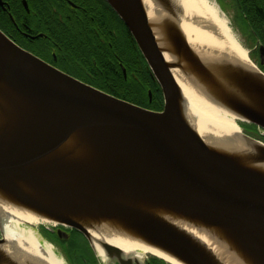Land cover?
Instances as JSON below:
<instances>
[{"label": "water", "instance_id": "obj_1", "mask_svg": "<svg viewBox=\"0 0 264 264\" xmlns=\"http://www.w3.org/2000/svg\"><path fill=\"white\" fill-rule=\"evenodd\" d=\"M106 1L159 84L163 109L134 104L78 80L0 29V189L80 232L96 254L80 219L129 221L133 229L138 222L137 230L185 264H224L160 219L155 210L164 209L224 230L253 264H264V170L254 165L264 163V142L242 132L250 149L234 159L205 141L183 112L180 87L143 0ZM154 1L177 58L214 99L264 137V71L258 66L251 71L222 53L213 61L203 59L181 28L183 8L177 0ZM87 148L89 157L73 159ZM2 225L0 244L5 241ZM101 244L109 260L133 263L121 248ZM12 261L0 252V264Z\"/></svg>", "mask_w": 264, "mask_h": 264}, {"label": "bare ground", "instance_id": "obj_2", "mask_svg": "<svg viewBox=\"0 0 264 264\" xmlns=\"http://www.w3.org/2000/svg\"><path fill=\"white\" fill-rule=\"evenodd\" d=\"M177 2L183 8L180 14L181 28L190 45L203 59L213 61L222 53L237 59L247 69L257 71L248 50L237 39L229 20L214 2L210 0H177ZM143 3L165 58L172 66L171 71L183 98L182 109L189 123L209 144L231 154L234 159H239L241 151L250 149L242 136L243 130L240 126V123H248L214 99L200 79L177 58L165 35L166 20L163 12L159 10L154 0H143ZM90 154L91 148H87L73 159H84ZM254 165L264 170V163ZM137 206L146 209L148 213L154 212L153 208L144 207L142 204ZM155 211L158 212L160 219L186 232L211 250L224 264H253L224 230L168 210ZM0 221L3 223L5 238L0 244V252L13 260L14 264H67L51 246L41 242L36 231L38 224L54 225L57 222L1 189ZM80 221L89 230L95 248L105 264H118V261L108 259L102 241L121 248L124 256L132 258L133 263L142 261L146 255L151 254L170 264H185L170 250L151 240L143 230L139 228L137 230V226L141 225L138 222L133 224L135 230L131 228L129 221L119 222L103 218L80 219Z\"/></svg>", "mask_w": 264, "mask_h": 264}, {"label": "flooded vegetation", "instance_id": "obj_3", "mask_svg": "<svg viewBox=\"0 0 264 264\" xmlns=\"http://www.w3.org/2000/svg\"><path fill=\"white\" fill-rule=\"evenodd\" d=\"M219 4L243 36L250 57L264 71V0H219ZM125 28L106 0H0V29L7 36L48 64L94 87L114 86L120 76L126 79ZM45 228L58 241L79 234L87 241L80 232L65 226ZM132 264L167 263L150 254Z\"/></svg>", "mask_w": 264, "mask_h": 264}, {"label": "trees", "instance_id": "obj_4", "mask_svg": "<svg viewBox=\"0 0 264 264\" xmlns=\"http://www.w3.org/2000/svg\"><path fill=\"white\" fill-rule=\"evenodd\" d=\"M124 44V58L128 69L126 79L123 80L120 76V78L116 79V82H118V84L114 86L97 87L107 93H110L116 97L127 100L134 104L152 109H161L163 107V95L160 86L152 77L150 68L145 58L136 45L132 35L126 28ZM150 90L152 91V101H150L149 97ZM246 126L253 127V125L250 124H247ZM75 232L78 233L77 231ZM54 241H56V243L64 251L71 264H78V259L79 264H97V260L92 253L88 242L83 237H81L80 234L79 236L76 235L71 237L68 241H58L57 239H55ZM86 255H90L93 258V263L83 258ZM79 256H81L82 258H80Z\"/></svg>", "mask_w": 264, "mask_h": 264}, {"label": "rangeland", "instance_id": "obj_5", "mask_svg": "<svg viewBox=\"0 0 264 264\" xmlns=\"http://www.w3.org/2000/svg\"><path fill=\"white\" fill-rule=\"evenodd\" d=\"M211 2H214L220 9V12L229 20V24L232 28V30L234 31L235 33V36L237 37V39L240 41V43L242 44L243 47H245L246 49H248V47L245 46V44L243 43V36L239 33V31L237 30V27L236 25L231 21L227 11L225 9H223L220 4H219V0H210ZM251 56V55H250ZM252 58V57H251ZM254 61V60H253ZM151 98V97H150ZM164 104V103H163ZM163 107L161 109H153V110H162ZM247 124H244V123H240V126L243 130V132H245L246 134L256 138V139H259L261 140L262 142H264V137H262V131L257 129L256 127H250V126H246ZM263 138V139H262ZM55 225H58V224H49V223H41V224H38L36 226V231L40 237V240L41 242H46L49 246L52 247V249L55 251V253L64 259V261L67 263V264H71L70 260L67 258L66 254L64 253V251L61 249V247L56 243V241H54L56 238L53 237V235H51L45 227H51V228H54ZM80 258H82L81 256H79ZM97 257H98V262L97 264H105V262L102 261L101 257L99 254H97ZM85 260H89L91 263H93V258L89 255V256H84L83 257ZM161 259V258H160ZM78 264H79V259L77 260ZM167 264H170L168 262H166Z\"/></svg>", "mask_w": 264, "mask_h": 264}]
</instances>
